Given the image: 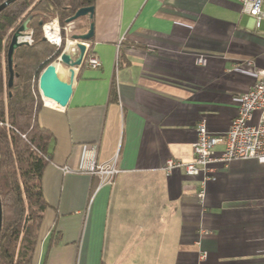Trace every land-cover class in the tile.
I'll return each mask as SVG.
<instances>
[{
    "label": "crops",
    "instance_id": "crops-1",
    "mask_svg": "<svg viewBox=\"0 0 264 264\" xmlns=\"http://www.w3.org/2000/svg\"><path fill=\"white\" fill-rule=\"evenodd\" d=\"M84 18L100 66L75 69L64 109L42 100L49 207L32 264H264V163L212 164L202 205V175L163 169L193 160L200 122L225 135L264 71V21L237 0H95ZM89 157L116 159L111 185L82 172Z\"/></svg>",
    "mask_w": 264,
    "mask_h": 264
},
{
    "label": "trees",
    "instance_id": "trees-1",
    "mask_svg": "<svg viewBox=\"0 0 264 264\" xmlns=\"http://www.w3.org/2000/svg\"><path fill=\"white\" fill-rule=\"evenodd\" d=\"M94 4L95 0H15L0 12V264H32L44 213L49 207L42 178L51 162L52 137L38 120L43 102L37 82L42 70L58 57L61 46L48 44L41 27L54 18L64 26L77 10L93 8ZM28 18L32 42L15 49V76L8 86L9 43ZM87 29L85 26L84 32ZM116 100L112 84L109 101Z\"/></svg>",
    "mask_w": 264,
    "mask_h": 264
},
{
    "label": "built area",
    "instance_id": "built-area-1",
    "mask_svg": "<svg viewBox=\"0 0 264 264\" xmlns=\"http://www.w3.org/2000/svg\"><path fill=\"white\" fill-rule=\"evenodd\" d=\"M248 15H250L255 26L258 28L264 21V10L262 9L264 0H237ZM71 25V24H68ZM67 32V29H61L58 20L52 19L42 25V32L45 41L56 47L62 46L61 31ZM69 39L63 40V45ZM20 42L27 45L31 43V32L27 31ZM85 51L81 61V67L96 69L100 66V61L93 53L88 55L89 43L83 42ZM74 49V46H73ZM72 49L71 52H74ZM65 51V50H64ZM59 59V57H58ZM198 63L203 64L202 58ZM258 80L251 86L247 92L239 97L237 115L230 121L228 129L223 137H210L207 135L206 123L200 122L196 127L197 138L192 145L194 158L191 162L181 163L168 159L164 163V172L167 175L172 173L173 169L183 168L185 174L190 177L202 175L200 182V191L197 197L202 205L205 198V184L212 173V164L217 163L226 166L232 160L255 159L259 163H264V71H257ZM257 113L255 121L253 114ZM223 143V150L214 154L213 149ZM115 160L109 165L96 164L93 157L85 160L82 166V172L90 176H96L99 179V185H111L112 180L117 173ZM68 171L69 169H64ZM205 257V253L202 258Z\"/></svg>",
    "mask_w": 264,
    "mask_h": 264
},
{
    "label": "water",
    "instance_id": "water-1",
    "mask_svg": "<svg viewBox=\"0 0 264 264\" xmlns=\"http://www.w3.org/2000/svg\"><path fill=\"white\" fill-rule=\"evenodd\" d=\"M15 0H5L0 4V12L4 10L7 6L12 4ZM93 8H81L75 12V14L66 20L67 24L74 23L77 19L82 17H88V19H92ZM30 21V18L26 19L22 25L15 31L12 35L8 51H7V66L9 71V79L7 81L8 86L12 85L14 79L13 73V53L15 49L20 47L21 45H26L25 42H20L19 38H21L28 30L27 23ZM41 25V23H40ZM93 23H90L88 29L85 33L79 35H73L72 38L76 41L74 45V52H65V45L61 46L60 53L58 57L48 64L40 73L37 89L41 99L44 101H48L53 104L55 108L64 109L68 101L71 97L72 93V82L74 79L75 69L81 67V61L83 59L85 47L83 42H88L93 37ZM60 64L67 69L69 78L68 82L62 81L57 73L56 67L54 64ZM1 220H2V210H1V202H0V228H1Z\"/></svg>",
    "mask_w": 264,
    "mask_h": 264
},
{
    "label": "rangeland",
    "instance_id": "rangeland-1",
    "mask_svg": "<svg viewBox=\"0 0 264 264\" xmlns=\"http://www.w3.org/2000/svg\"><path fill=\"white\" fill-rule=\"evenodd\" d=\"M55 19V18H54ZM83 19H85L84 17H82V18H79V19H77L74 23H72L71 25H68V24H65L64 26H61L60 25V23H59V25H60V27H61V29H64V28H66L67 29V32L66 33H64L63 32V30L61 31V38H62V45H63V40L64 39H69V40H73V38H72V36L73 35H79V34H83V31H84V27H82V24H80V22L81 21H83ZM52 20V19H51ZM48 21H50V20H48ZM47 21V22H48ZM44 25V24H43ZM41 29H42V27H41ZM29 32H30V30H29ZM85 33V32H84ZM44 38V37H43ZM31 42H32V39H31ZM47 42V41H46ZM48 43V42H47ZM31 44V43H30ZM29 44V45H30ZM49 44V43H48ZM51 45V44H50ZM52 46H54V45H52ZM54 47H56V46H54ZM56 48H58V47H56ZM53 62V61H52Z\"/></svg>",
    "mask_w": 264,
    "mask_h": 264
},
{
    "label": "bare ground",
    "instance_id": "bare-ground-1",
    "mask_svg": "<svg viewBox=\"0 0 264 264\" xmlns=\"http://www.w3.org/2000/svg\"><path fill=\"white\" fill-rule=\"evenodd\" d=\"M76 44V41L74 40H68L67 43H66V46H65V52H71L72 49H73V46ZM54 66L56 67V70H57V73H58V76L60 78H64L67 74L66 71L57 63L54 64Z\"/></svg>",
    "mask_w": 264,
    "mask_h": 264
}]
</instances>
